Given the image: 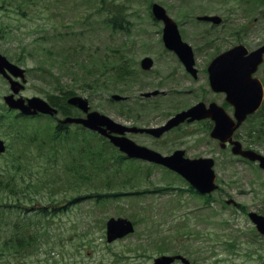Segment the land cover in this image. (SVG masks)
I'll list each match as a JSON object with an SVG mask.
<instances>
[{
    "label": "rangeland",
    "instance_id": "1",
    "mask_svg": "<svg viewBox=\"0 0 264 264\" xmlns=\"http://www.w3.org/2000/svg\"><path fill=\"white\" fill-rule=\"evenodd\" d=\"M154 2L193 47L196 78L164 45ZM213 13L225 19L222 25L197 20ZM263 43L264 0H0V52L25 69L26 81L13 77L25 85L24 97L48 99L60 94V84L87 97L92 110L128 126L161 125L199 101H214L233 116L226 94L210 86L208 65L235 45L253 50ZM145 56L154 60L149 70L141 67ZM122 63L130 70L125 78L117 77ZM87 65L103 72L93 83ZM255 76L264 82V63ZM11 92L0 74V137L9 145L0 153V264H151L161 254H183L190 264H264V234L250 216L264 214V169L233 154L231 145L220 147L210 136L209 119L160 138L127 134L163 154L183 149L190 158H214L218 189L206 199L174 171L129 161L115 147L107 153V172L95 176L92 167L85 175L82 166L77 176L69 166L79 156L70 150H78L83 136L49 141L62 116H23L7 104ZM113 94L126 99H111ZM263 120L260 110L235 134L243 147L262 154ZM92 136L89 143L97 149L111 147ZM111 217L132 220L134 232L109 242ZM19 233L23 242L10 243Z\"/></svg>",
    "mask_w": 264,
    "mask_h": 264
},
{
    "label": "water",
    "instance_id": "2",
    "mask_svg": "<svg viewBox=\"0 0 264 264\" xmlns=\"http://www.w3.org/2000/svg\"><path fill=\"white\" fill-rule=\"evenodd\" d=\"M153 12L157 19L165 22L164 41L166 46L177 52L187 69L196 75L197 70L193 67L195 61L192 47L182 40L175 21L167 14L165 8L158 3L153 4ZM201 18L213 20L216 23L221 21V18L218 16H203ZM263 60L264 45L250 53L244 45H237L218 55L209 66L211 86L214 91L227 93V100L234 105L236 120L230 117L225 109L215 102H212L209 107L204 102H199L186 110L178 112L162 126L148 128L129 127L99 111H89L88 100L82 96L75 95L70 97L68 102L87 112V115L85 117L68 116L63 121L82 123L86 127L109 137L129 157H140L163 163L181 173L199 191L203 193L211 192L216 188L212 159L199 158L191 160L183 156V150H177L171 155H163L146 146L136 144L132 139L125 136V133L128 131L148 132L159 137L165 131L184 121L211 117L215 121V127L211 134L222 141V146H225L223 141L230 139L234 144L232 148L234 153L241 154L251 160H258L260 166L264 168V155L251 149L245 150L239 141H232L231 139L235 129L239 127L249 114L254 113L263 102V83L258 77L253 76V73L256 72ZM152 65L153 60L150 57H145L142 60L143 68L149 69ZM8 71L26 81L25 70L0 52V73L9 78L13 90L11 94L5 96L6 102L10 107L18 108L24 114H37L41 112L54 115L57 113V108L42 97L33 96L24 98L22 95L15 97V94H18L24 85L14 80ZM151 94L146 93L147 96ZM153 94H157V91L153 92ZM113 97L115 99L123 98V96L118 94L113 95ZM5 149V143L0 138V152L5 151ZM251 216L258 224V228L264 233V216H258L255 213H252ZM133 230L134 225L131 220L123 217H112L107 222V239L113 241ZM176 258H181L185 264H189V260L181 255L166 254L155 258L154 264H171Z\"/></svg>",
    "mask_w": 264,
    "mask_h": 264
},
{
    "label": "trees",
    "instance_id": "3",
    "mask_svg": "<svg viewBox=\"0 0 264 264\" xmlns=\"http://www.w3.org/2000/svg\"><path fill=\"white\" fill-rule=\"evenodd\" d=\"M118 16L119 15H117V17H116L117 20L119 18ZM115 24H117V22H115ZM83 50L84 49L82 47H80V48H77V50L73 53H77V52H80ZM66 52L68 53V51H66ZM75 59H76V61L83 60V56L75 55ZM120 68H121V71L119 72V75H117V77L125 78L130 73V70H129L128 66L124 65L123 63L120 66ZM86 70L91 73V75L86 74L88 76H91L89 78V80H91V83H93V81L95 80V77H97L96 75L103 73L100 70L94 69L92 65H90V66L87 65ZM76 73L78 74L77 71H76ZM56 89L60 90V94L50 96L49 97L50 102L53 103L54 105H56L57 107H59L62 114H65V115L71 114L72 113V108H71L72 106H70L67 103V97L70 95L76 94V93L74 91H70V90L69 91L63 90L62 87H60V84L56 87ZM261 111L264 114V104H263ZM263 123H264V120H263ZM69 128L70 127L65 125V124L58 123L57 126L53 129V131L49 134V139H50L49 141H52V140L57 141L58 139H64L68 133H73L74 136L78 137V138H80L79 135L83 136L82 140H84V141H83L82 145L79 148H77L78 150H76V151L70 150V153L72 155H78L79 156V157L75 158L74 164H72V166H69V167H71V171L75 172L77 174V176H80L81 175V168L83 166V168L85 170V172H84L85 175L89 174L88 171L86 170V168L91 169L92 167L96 170V171H93V173H95L94 174L95 176H99L100 172H102V171L107 172V169L109 168L107 166V164L109 165V163H107V162H108V159L110 157L107 155V153L113 152L114 148L110 147V146L109 147L104 146V147H99V149H97L95 147V145H92L91 143H89V138H93L92 135L94 133L92 134V133L87 132L83 129L82 130L77 129L75 132H73ZM38 138L39 137L37 135V139ZM40 138H39V141H40ZM33 139L34 138H32L30 140H33ZM37 139H36V141H38ZM98 141L101 142L100 138ZM40 143L42 144V139H41ZM57 151H58V153L60 152V150H57ZM117 170H119V169H117ZM106 174H109V173H106ZM21 242H23V241L21 240L20 233L17 234L10 241V243H12V244L16 243L17 245H19Z\"/></svg>",
    "mask_w": 264,
    "mask_h": 264
},
{
    "label": "flooded vegetation",
    "instance_id": "4",
    "mask_svg": "<svg viewBox=\"0 0 264 264\" xmlns=\"http://www.w3.org/2000/svg\"><path fill=\"white\" fill-rule=\"evenodd\" d=\"M262 45V44H261ZM260 46V45H259ZM136 134H138V133H136ZM140 134H147V133H140ZM147 135H149V134H147ZM203 196H205V198H210L211 197V195H209V194H205V195H203Z\"/></svg>",
    "mask_w": 264,
    "mask_h": 264
}]
</instances>
